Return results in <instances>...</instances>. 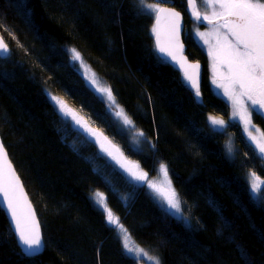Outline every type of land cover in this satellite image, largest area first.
Here are the masks:
<instances>
[{"label":"trees","instance_id":"16d2710c","mask_svg":"<svg viewBox=\"0 0 264 264\" xmlns=\"http://www.w3.org/2000/svg\"><path fill=\"white\" fill-rule=\"evenodd\" d=\"M169 2L185 13L188 56L205 67L202 102L179 71L159 62L155 18L139 0H0V34L11 48L7 59L0 58V133L46 244L40 256H26L0 206V264H140L94 205L93 190L105 193L130 238L158 254L161 264H264V208L249 199L247 180L249 171L264 178V162L248 147L242 126L230 120L227 99L215 91L210 58L194 37L186 0ZM72 48L112 88L155 148L143 142L137 151L135 131L112 116L71 59ZM46 90L65 98L149 175L167 164L186 201L187 222L166 213L147 187L134 188L98 156L54 110ZM209 115L229 121L226 131L213 130ZM253 120L264 130V118L253 113Z\"/></svg>","mask_w":264,"mask_h":264},{"label":"snow or ice","instance_id":"6c2138e0","mask_svg":"<svg viewBox=\"0 0 264 264\" xmlns=\"http://www.w3.org/2000/svg\"><path fill=\"white\" fill-rule=\"evenodd\" d=\"M167 2L169 0H157L156 4H150L145 0H139L140 5L148 10L149 14L154 15L156 21L151 29L155 37L154 50L162 58L160 63L175 66L194 98L202 102L201 65L199 62H190L184 55V45L180 39L181 13L174 8L159 6V3ZM200 2L211 9L210 14L198 10L197 0H186V10H191V15L196 21L206 22L209 26L207 31L197 29L195 35L206 46L211 58L212 84L221 90V95L227 99L231 108L230 120L242 125L248 147L264 162V130L253 122V113L264 118V0H200ZM69 51L71 59L84 68L90 86L106 99L108 108L120 121L122 128L129 132L135 131L132 140L137 151L143 142L155 148V144L151 143L145 132L137 130L134 121L117 102L112 88L103 86L96 73L91 72L80 51L76 48ZM9 52L8 44L0 36V57H6ZM47 95L54 110L65 123L82 134L85 143L95 146L97 155L105 158L128 183L134 188L147 187L166 213L180 220L185 219L182 204H186V201L182 200L173 186L167 164L160 163L158 172L163 179L157 183L138 162L129 159L103 131L94 127L92 122L70 107L64 99L51 92H47ZM209 122L213 129L218 131H226L229 126V121L220 118L210 117ZM227 151L229 154L233 153L231 141L227 144ZM105 180L111 184L107 178ZM247 180L249 199L255 206L264 208V178L255 171H249ZM112 190L117 191L115 188ZM90 198L105 216L106 223L121 236L122 246L127 253H133L140 258L146 257L151 264H161L159 257L149 256L143 248L131 242L128 230L109 206L108 197L104 192L93 190ZM120 199L127 203L129 197L121 195ZM0 206L6 209L11 217L22 251L29 256L38 254L44 247L40 224L2 139H0Z\"/></svg>","mask_w":264,"mask_h":264},{"label":"water","instance_id":"95a60500","mask_svg":"<svg viewBox=\"0 0 264 264\" xmlns=\"http://www.w3.org/2000/svg\"><path fill=\"white\" fill-rule=\"evenodd\" d=\"M161 7H165V8H174L176 11H178V12L181 13V17H182V19H181V21H180V39H181V41L183 42V45H184V55L188 57V59H189L190 62H199V64L201 65V69H200V85H201V89H202L205 67H204V65H203L202 62L191 60L190 57H189L188 54H187L188 47H187V44H186V42H185V32H186V29H187V28H186L187 26H186V16H185V13H184L183 11L179 10L178 8L174 7L173 5H168V4H166V5H163V6H161ZM197 8H198V0H197ZM186 14L188 15V17H189L191 20L196 21V20L192 17V15H191V10H190V9L186 10ZM197 22H198V21H197ZM155 23H156V21H155ZM198 23H200L201 25H204V26H208V25L206 24V22H198ZM0 36H2V35L0 34ZM2 37H3V36H2ZM3 39H4V37H3ZM4 41L6 42L5 39H4ZM154 42H155V37H154ZM6 43H7V42H6ZM7 44H8V43H7ZM8 46H9V45H8ZM9 49H10V52L8 53V55H7L6 57H0V58H2V59H7V58L10 56V53H11V48H10V46H9ZM158 55H159V54H158ZM170 65H171L172 67L175 68L174 65H172V64H170ZM0 139H2V141H3V138H2V136H1V133H0ZM3 143H4V142H3ZM4 145H5V144H4ZM5 148H6V147H5ZM6 150H7V148H6ZM7 152H8V150H7ZM8 155H9V158H10V160H11V157H10L9 152H8ZM11 161H12V160H11ZM12 163H13V161H12ZM13 166L15 167V169H16V171H17V174L19 175V177H20V179H21V182L23 183L24 190H25V192L27 193L28 199H29V201L31 202L32 207H33V209L35 210L36 218H37V220L39 221V224H40L41 235H42V238H43V240H44V247L40 250V252H39L38 254H35V255H31V256H29V255H26L23 251H22V252H23L26 256H28V257L40 256L41 254L44 253V251H45V247H46L45 239H44V233H43V227H42V224H41V221H40V218H39L38 212H37V210H36V207H35V205H34V203H33V201H32V198H31V196H30V194H29V192H28V190H27V188H26V186H25V184H24V181H23V179L21 178V176H20V174H19V172H18V170H17V168H16V166H15L14 163H13ZM1 207H2V206H1ZM2 209L4 210V212H5V214H6L7 218H8V220H9V222H10L11 228H12V230H13V232H14L16 238H17V241H18V237H17L16 231H15L14 224L12 223L11 217L9 216V214H8V212H7L6 209H4L3 207H2ZM18 245H19V247H20L21 250H22V245H21L19 242H18Z\"/></svg>","mask_w":264,"mask_h":264},{"label":"rangeland","instance_id":"374dc122","mask_svg":"<svg viewBox=\"0 0 264 264\" xmlns=\"http://www.w3.org/2000/svg\"><path fill=\"white\" fill-rule=\"evenodd\" d=\"M157 3V0H154L153 2H152V4H156ZM168 3H170V2H167V3H159V6L161 7V6H163V5H166V4H168ZM198 10L201 12V13H205V12H208L209 14H210V11H211V9H208V8H206L204 5H202L201 3H200V5L198 6ZM191 28L192 29H194L193 30V33H194V37L203 45V43L199 40V38L195 35V33H196V30L197 29H199L200 31H207L208 30V28H209V26H204V27H201L198 23L196 24V23H194V24H192L191 25ZM204 47H205V49H206V46L205 45H203ZM209 58H210V56H209ZM84 60V59H83ZM84 62H85V64L88 66V68L91 70V72H95L94 70H93V68L84 60ZM78 70H80L81 71V69H82V71L81 72H83V74H84V72H85V70H84V68H82L81 66H80V64L78 63ZM209 72H210V75H211V77H212V72H211V58H210V60H209ZM96 73V72H95ZM96 75H97V73H96ZM84 76H85V78H86V80H87V76H86V74H84ZM97 78L100 80V82H101V84L103 85V86H107L105 83H104V81H103V79L99 76V75H97ZM88 84H89V82H88ZM90 85V84H89ZM92 88V87H91ZM93 90H94V88H92ZM215 91L218 93V94H220L221 95V90H219V89H217L216 87H215ZM99 94V93H98ZM57 96V95H56ZM60 98H62V99H64L65 100V102L66 103H68L67 102V100L65 99V98H63V97H61V96H59ZM102 97V96H101ZM103 98V97H102ZM104 100H105V98H103ZM107 102V101H106ZM69 104V103H68ZM69 106L70 107H72L70 104H69ZM107 106H108V103H107ZM73 108V107H72ZM109 109V108H108ZM124 109V108H123ZM110 110V109H109ZM125 110V109H124ZM110 112H111V110H110ZM125 112H126V110H125ZM80 113V112H79ZM112 113V112H111ZM127 113V112H126ZM81 114V113H80ZM128 114V113H127ZM82 115V114H81ZM83 116V115H82ZM112 116L113 117H115L114 116V114L112 113ZM210 117H215V118H220V119H224V120H226L225 118H223V117H221V116H218V115H209L208 116V122H209V118ZM86 118V117H85ZM116 118V117H115ZM87 119V118H86ZM227 121V120H226ZM253 122H254V120H253ZM209 125L211 126V128L213 129V126L210 124V122H209ZM241 125V124H240ZM242 126V125H241ZM258 128H260L258 125H256ZM95 127V126H94ZM261 129V128H260ZM214 130V129H213ZM262 130V129H261ZM216 131H218V130H216ZM220 131H225V130H220ZM245 135V134H244ZM128 158H129V156H128ZM129 159H131V160H133V161H135V162H137L136 160H134V159H132V158H129ZM158 169H159V167L156 169V172H155V174L154 175H149V177L152 179V180H154V181H156L157 183H159V182H161L162 181V175H160L159 174V172H158ZM170 175V174H169ZM172 180V179H171ZM172 184H173V181H172ZM173 186L175 187V189L177 190V188H176V186L173 184ZM150 191V190H149ZM177 192H178V190H177ZM179 193V192H178ZM182 207H183V204H182ZM184 217H185V215H184ZM186 222H187V219H186V217H185V219H184ZM130 240H131V242L134 244V245H136V246H138V247H140V248H143L141 245H139V244H137L135 241H133L131 238H130ZM144 249V248H143ZM145 250V249H144ZM146 251V250H145ZM147 252V251H146ZM148 253V252H147ZM130 256H132L133 258H135L140 264H151V262L150 261H148L147 260V258L145 257V258H140V257H137L135 254H133V253H128ZM148 255L149 256H154V257H159V259H160V261H161V258H160V256L158 255V254H150V253H148Z\"/></svg>","mask_w":264,"mask_h":264},{"label":"flooded vegetation","instance_id":"af4514ba","mask_svg":"<svg viewBox=\"0 0 264 264\" xmlns=\"http://www.w3.org/2000/svg\"><path fill=\"white\" fill-rule=\"evenodd\" d=\"M192 21H194V20H192ZM196 24L198 23L197 21H194ZM198 24H200V23H198ZM201 25V24H200ZM202 27V26H201ZM197 40V39H196ZM198 41V40H197ZM199 42V41H198ZM200 43V42H199ZM201 44V43H200Z\"/></svg>","mask_w":264,"mask_h":264}]
</instances>
